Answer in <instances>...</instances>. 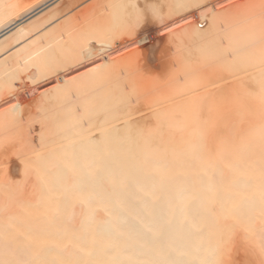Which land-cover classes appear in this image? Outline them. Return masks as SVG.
I'll list each match as a JSON object with an SVG mask.
<instances>
[{
    "label": "bare ground",
    "instance_id": "1",
    "mask_svg": "<svg viewBox=\"0 0 264 264\" xmlns=\"http://www.w3.org/2000/svg\"><path fill=\"white\" fill-rule=\"evenodd\" d=\"M20 138L0 264H264V0H0L1 160Z\"/></svg>",
    "mask_w": 264,
    "mask_h": 264
},
{
    "label": "rangeland",
    "instance_id": "2",
    "mask_svg": "<svg viewBox=\"0 0 264 264\" xmlns=\"http://www.w3.org/2000/svg\"><path fill=\"white\" fill-rule=\"evenodd\" d=\"M53 2V1H52ZM51 2V3H52ZM149 16V17H148ZM148 16H146V17H148L147 19H149V20H147L146 18V20H147V23L148 22H150V23H148L147 25H149V33L150 34H152V37H150L149 38V44H146L144 47H145V50L144 51H151V50H153V51H151L152 53H153V56H152V54H151V56L150 55H147L148 57H150V58H148V66L147 67H153V68H159L160 66H159V64H161L160 62H162L163 63V60L165 61L166 59H168L169 57H171L172 58V53H170L167 49H166V47L168 46V45H166L165 46V48L163 47L164 46V43H166L165 42V39H166V37H165V33H163V27L161 26V25H158L157 23H158V19H157V21L155 20V19H153L152 20V18H151V20H150V17H152V16H150L149 14H148ZM152 22V23H151ZM154 22H156V24L154 23ZM151 24V25H150ZM157 25V26H156ZM158 28V29H157ZM159 28H160V32H158L159 31ZM162 31V32H161ZM160 33H163V34H160ZM157 34H159V35H157ZM165 38V39H164ZM156 42V43H155ZM153 43V44H152ZM154 43H155V45L157 46H155L154 45ZM163 43V44H162ZM162 46H161V45ZM167 44V43H166ZM148 45V46H147ZM153 45H154V48L156 47V49H154L153 48ZM151 46H152V48L153 49H149V48H151ZM161 46V47H160ZM149 47V48H148ZM163 48V49H162ZM148 49V50H147ZM160 49V50H159ZM165 49V50H164ZM161 50H162V53H161ZM166 50H167V52H166ZM166 52V54L168 53V55L167 56H164L165 54H163V53H165ZM157 52V53H156ZM160 52V55L158 54ZM147 54V53H146ZM148 54H150V52L148 53ZM158 54V57L157 56H155V55H157ZM162 54V55H161ZM155 57H157V58H155ZM155 60H153V59ZM150 59V60H149ZM159 59V60H158ZM162 59V60H161ZM158 60V61H157ZM149 61H151V64H150V62ZM154 61V62H153ZM159 63V64H158ZM156 64V65H155ZM152 65V66H151ZM155 65V66H154ZM164 67L165 66H163V64H162V66L160 67V71H159V69L157 70V71H154L155 73L156 72H158L156 75H161L162 73H159V72H162L161 70H163L164 69ZM163 68V69H162ZM152 69V68H151ZM154 69V70H155ZM149 71H150V69H149ZM153 72V70L151 71V73L153 74L154 73ZM165 74V73H164ZM163 75V74H162ZM161 75V76H162ZM149 76V75H148ZM147 75H146V77H148ZM150 76H152L151 74H150ZM155 76V75H154ZM154 76H153V78H154ZM145 77V76H144ZM159 76H157V78H158ZM153 78H151L152 80H156V79H153ZM149 79V78H148ZM148 79H147V82L148 83H150L149 81H151V79L148 81ZM159 79H162V80H160V83H164L165 81H166V79H165V77H159L158 78V80ZM163 79H164V81H163ZM159 82V81H158ZM157 84V83H156ZM159 84V83H158ZM152 85V84H151ZM155 85V84H154ZM161 85H163V84H161ZM148 86H149V84H148ZM159 129V128H158ZM157 129V132L158 131H160V129L158 130ZM26 132V131H25ZM24 135V138H25V141H28L27 140V138L28 137H30V139H31V135H29L28 133H26L27 135H25V133H23ZM23 136H21L22 138H23ZM27 136V137H26ZM22 138H20V141H19V143H18V145L17 146H15V149L14 148H10V151H9V153H8V156L6 157H4L3 156V158L4 159H0L1 161H0V166L2 167H0V179L3 181H1L3 184L5 183L6 185L8 184L9 185V187H12V189H14V191H15V193H16V190L18 189H20V187H21V185L23 184L24 185V183L25 182H23L21 179L22 178H20L21 177V161H19L20 159H19V157L20 156H22L23 158H26V155L28 154V152H27V149H29V148H25L26 150H24L23 148H24V146H25V144L23 145L22 143H23V140H21ZM29 139V138H28ZM24 141V142H25ZM31 142V141H30ZM26 144L28 145V143L26 142ZM30 145H32V144H30ZM29 145V146H30ZM29 146H26V147H29ZM18 147H20L19 149H18ZM16 149H17V151L19 152V153H17V151H16ZM13 150V151H12ZM15 151V152H14ZM22 151L23 152H25V154L23 155L22 154ZM14 152V153H13ZM14 154V155H13ZM17 154V155H16ZM18 154H19V156H18ZM11 155V156H10ZM18 156V157H17ZM25 156V157H24ZM10 157V158H9ZM6 158V159H5ZM22 158V159H23ZM5 160H6V163H5ZM5 164H7V165H5ZM7 166V167H6ZM16 166V167H15ZM11 168V169H10ZM14 168V169H13ZM8 170V171H7ZM17 170V171H16ZM11 171V172H10ZM6 172H9L8 174L6 173ZM11 175V176H10ZM17 176V177H16ZM6 177H7V179H6ZM15 177V178H14ZM3 178V179H2ZM12 178V179H11ZM18 178V179H17ZM9 180V181H8ZM18 180V181H17ZM23 182V183H22ZM20 184V185H19ZM26 184V186L27 187H29V185L27 184V183H25ZM7 185V186H8ZM23 185H22V187H23ZM20 186V187H19ZM26 186H24L25 188H26ZM21 187V188H22ZM17 188V189H16ZM24 188V189H25ZM27 189V188H26ZM26 189L24 190V191H26ZM22 190H23V188H22ZM28 190V189H27ZM21 191V190H20ZM19 191V192H20ZM21 193V192H20ZM20 193H18V194H20ZM246 249V250H245ZM234 252L232 251L231 252V254H232V256L231 257H229V259L230 258H232L231 260H233V261H231V263L232 264H245V263H247V264H252L253 262H255V259L253 258V255L247 250V248H245L242 244H241V242H238L237 241V243H236V245L234 246ZM238 251V252H237ZM244 251H246V252H244ZM248 251V252H247ZM237 253V254H236ZM242 253V254H241ZM230 254V255H231ZM236 254V255H235ZM234 255V256H233ZM247 255H249V256H247ZM236 256V257H235ZM239 256V257H238ZM251 256V257H250ZM235 257V258H234ZM251 259V263L250 262H248V261H250V259ZM234 258V259H233ZM238 261H237V260ZM248 259V260H247ZM253 259V260H252ZM234 261H235V263H234ZM253 261V262H252ZM242 262V263H241ZM254 264V263H253Z\"/></svg>",
    "mask_w": 264,
    "mask_h": 264
},
{
    "label": "snow or ice",
    "instance_id": "3",
    "mask_svg": "<svg viewBox=\"0 0 264 264\" xmlns=\"http://www.w3.org/2000/svg\"><path fill=\"white\" fill-rule=\"evenodd\" d=\"M132 7H135V5L133 4ZM221 43H222V40H221ZM261 198H262V201H264V192H262ZM81 203H84V201H81ZM235 211H236V208L234 206L232 209H229V214L234 213ZM262 251H264V250H262ZM114 264H120V262L114 261ZM173 264H174V262H173Z\"/></svg>",
    "mask_w": 264,
    "mask_h": 264
}]
</instances>
